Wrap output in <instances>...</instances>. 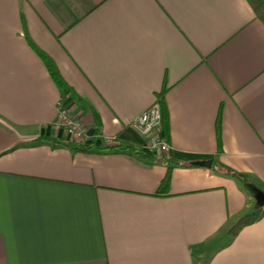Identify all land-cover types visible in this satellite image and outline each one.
Masks as SVG:
<instances>
[{
	"label": "crops",
	"instance_id": "crops-1",
	"mask_svg": "<svg viewBox=\"0 0 264 264\" xmlns=\"http://www.w3.org/2000/svg\"><path fill=\"white\" fill-rule=\"evenodd\" d=\"M28 40L91 151L52 127L61 94ZM162 87L183 164L155 194L167 164L129 123ZM228 171L264 192V25L246 0H0V264H264V217L227 233L255 203Z\"/></svg>",
	"mask_w": 264,
	"mask_h": 264
},
{
	"label": "trees",
	"instance_id": "trees-1",
	"mask_svg": "<svg viewBox=\"0 0 264 264\" xmlns=\"http://www.w3.org/2000/svg\"><path fill=\"white\" fill-rule=\"evenodd\" d=\"M246 2L251 7L255 18L258 19L259 21H261L264 25V0H246ZM28 43L31 45V48L33 49L35 54L43 62L45 68L47 69V72H48L50 78L52 79V81L56 85V87L59 89L61 96L62 97L68 96L72 100H75L78 102L79 99L76 98V96H74L72 94L71 90L66 86L65 82L61 78V76H60L55 64L51 60V58H49L45 53H43L40 49H38L36 46H34V44L30 40H28ZM164 91H165V89L162 87V89H161V91L157 97V100L159 103L160 113H161V125L163 128L164 135L167 138L168 137L167 113L165 110L164 103L162 101ZM80 106L84 107V106H82V104H80ZM219 120H220V109H218V111H217V114L215 117V122H214L216 153H218L220 150ZM112 147H107V148H112ZM116 147L123 149V150H126V151H129L130 153L135 154V155L139 156L140 158L149 159L150 157H153L149 153H143L138 146L133 145V144H129L126 142H120L119 144L116 145ZM71 148L73 150L82 151V152L91 151V147L88 145H80V146L79 145L78 146L72 145ZM161 159H163L166 162L167 167H166L164 176L162 177V179H161V181H160V183L156 189L155 194H161V193L167 191L170 168L174 165H182L183 164L182 161L175 159V158H172V157H161ZM228 173L231 175V177H233L235 180H237L245 188V190H247L251 195H254V191L256 190V188L252 184L247 182L245 178H243L241 175L235 174L233 172L228 171ZM262 217H264V203L262 205H258L257 203H254V205L251 208L249 213L238 218L234 223H232L227 228V233L230 236H234L238 232L239 229L259 220Z\"/></svg>",
	"mask_w": 264,
	"mask_h": 264
},
{
	"label": "built area",
	"instance_id": "built-area-1",
	"mask_svg": "<svg viewBox=\"0 0 264 264\" xmlns=\"http://www.w3.org/2000/svg\"><path fill=\"white\" fill-rule=\"evenodd\" d=\"M70 100L68 96L60 95L56 103V115L51 125L55 129L62 130L72 144L88 145L91 143L90 135L80 117L67 105ZM129 126L143 136L145 146L151 154L157 157L167 155L169 146L162 131L161 113L157 100L133 118Z\"/></svg>",
	"mask_w": 264,
	"mask_h": 264
},
{
	"label": "water",
	"instance_id": "water-1",
	"mask_svg": "<svg viewBox=\"0 0 264 264\" xmlns=\"http://www.w3.org/2000/svg\"><path fill=\"white\" fill-rule=\"evenodd\" d=\"M207 164H208V162L204 163V165H207ZM253 198L255 200V203H257L258 205H262L264 203V192L256 189L254 191Z\"/></svg>",
	"mask_w": 264,
	"mask_h": 264
},
{
	"label": "snow or ice",
	"instance_id": "snow-or-ice-1",
	"mask_svg": "<svg viewBox=\"0 0 264 264\" xmlns=\"http://www.w3.org/2000/svg\"><path fill=\"white\" fill-rule=\"evenodd\" d=\"M0 211H2V197H0Z\"/></svg>",
	"mask_w": 264,
	"mask_h": 264
}]
</instances>
